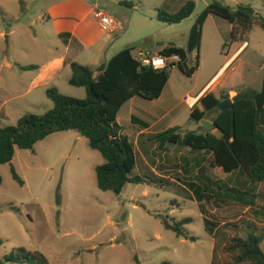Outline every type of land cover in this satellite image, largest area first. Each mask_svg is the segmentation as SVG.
Wrapping results in <instances>:
<instances>
[{
    "label": "rangeland",
    "instance_id": "374dc122",
    "mask_svg": "<svg viewBox=\"0 0 264 264\" xmlns=\"http://www.w3.org/2000/svg\"><path fill=\"white\" fill-rule=\"evenodd\" d=\"M49 1L0 0V125L14 124L26 112L42 114L52 107L44 93L27 92L33 72L17 64L34 62L46 53V29L55 42L44 15ZM91 1L123 21L114 36L119 38L117 46L126 44L134 57L140 50L180 47L193 71L185 74L176 64L168 69L156 99L137 97L120 108L117 121L135 156L131 175L144 181L126 182L118 194L97 187L94 168L104 158L74 130L53 132L31 149L16 147L12 159L0 164V258L22 248L21 254L34 259L31 264H228L231 253L226 247L234 237H245L249 230L264 234V181L250 184L239 169L223 172L214 165L211 152L170 142L159 148L152 136L174 126L178 133L201 130V123L190 117L187 96L195 94L237 47L229 38L230 21L208 13L201 23L198 46L189 49V30L200 13L216 1L231 9L251 7L264 17V0H193L192 13L177 23L163 22L157 14L174 13L183 0ZM242 50V88L259 90L264 28L252 24ZM55 86L62 94L85 96L84 87L69 84L66 75ZM132 112L135 117L130 119ZM202 119L209 120L208 116ZM144 127L145 132L138 135ZM208 131L218 134L216 129ZM208 178L253 192L254 204L216 199V186L208 185ZM199 189L206 197L200 198ZM183 217L191 219L183 225L187 235L177 236L165 228V222L173 224Z\"/></svg>",
    "mask_w": 264,
    "mask_h": 264
},
{
    "label": "trees",
    "instance_id": "16d2710c",
    "mask_svg": "<svg viewBox=\"0 0 264 264\" xmlns=\"http://www.w3.org/2000/svg\"><path fill=\"white\" fill-rule=\"evenodd\" d=\"M124 3L131 5L127 1ZM194 6L193 0H187L174 13L157 14V19L167 23L180 22L192 13ZM208 13L220 15L230 21L231 43L246 42V36L254 23L264 28V17L255 14L251 7L238 6L231 9L214 1L205 7L191 26L188 36L189 49L198 46L201 23ZM161 52L178 53L180 59L169 67L152 69L150 66L141 65L132 55L131 49L126 47L95 67L71 62V76L68 81L71 85L84 87L85 96L77 98L65 95L50 87L46 90V95L52 102V107L46 112H26L14 124L0 125V164L12 159L16 147L31 149L37 141L53 132L74 130L80 136L86 137L88 146L99 151L104 158V162L94 168L96 184L100 190L118 194L126 182L144 181L142 176L131 175L135 166L133 145L123 133V126L117 121V114L121 106L133 96L146 100L156 99L168 77V69L176 64L185 74L193 71V68L185 64L186 52L182 48L166 47ZM33 67L35 66L28 65L21 68ZM226 70L227 73L218 84L205 91L190 107V117L198 122L208 116L217 126V135L203 127L199 131L190 129L178 133V127L174 126L154 133L152 138L159 148L170 142L189 146L194 151L211 152L214 165L223 172L231 173L239 169L250 184L262 182L264 122H260L255 102L251 98L258 89L242 88L244 75L241 63L233 68L229 65ZM230 90L235 91L231 98L233 106L218 110V102L228 97ZM260 114L264 120V105ZM13 177L22 182L16 173H13ZM207 180L208 185L216 186V189H213L216 191V199L224 198L248 206L255 202L254 193L247 189H239L209 178ZM198 194L200 198L206 197L200 189ZM190 220V217H183L173 224L165 222V228L172 230L177 236L185 235L182 231L183 225ZM209 222L206 219L205 223ZM190 238L194 239L193 236ZM263 239L264 234H255L253 230H249L245 237H234L226 247L231 253L228 264H264ZM21 251L23 249L19 248L17 252L0 258V264H31L34 259L21 254Z\"/></svg>",
    "mask_w": 264,
    "mask_h": 264
},
{
    "label": "crops",
    "instance_id": "0c3cea01",
    "mask_svg": "<svg viewBox=\"0 0 264 264\" xmlns=\"http://www.w3.org/2000/svg\"><path fill=\"white\" fill-rule=\"evenodd\" d=\"M186 1L187 0H183L181 4H179L178 9ZM117 2L121 3V1ZM96 9H98L97 3L91 0L49 1L44 9V15L46 17V23L48 24L46 27H51L55 42L52 43L50 40L51 35L48 34L49 31L46 29V53L42 57L37 58V60H33L34 62L31 60L24 64L17 63L20 68L28 65L35 66L27 69L21 68L33 72L28 79L29 86L27 92L30 91V93L33 94V90L36 89L39 93H44L46 95V90L48 88H56L55 85L60 76L66 75V81L69 83L71 62L75 61L95 67L109 60L122 48H126V44H124V46L121 44V46H117L116 42L119 38H114L116 30L123 28V21L117 20L118 26L112 31L104 30L100 26L98 19L94 16V10ZM120 13L125 16L123 12ZM12 31L13 29L10 30V32ZM114 44L116 47H114ZM235 44L237 47L217 64L216 69H214L211 74H208V79L203 86L192 96H187V107L189 109L205 91L218 84L227 73L226 69L229 65L230 68H233L241 63L239 56L245 49L242 50L246 42ZM147 51L149 50L145 49L144 53ZM5 67L8 68L9 63H5ZM230 92L235 94V91L230 90L228 92V97ZM137 97L140 98L139 96H133L125 103L137 100L135 99ZM230 98H232V96ZM30 102L32 103L31 97ZM124 104L122 106H124ZM134 115L135 114L132 112L130 119L135 117ZM155 120L158 119L156 118ZM147 127L140 128L137 132L138 135L144 133ZM79 136H77V138H79Z\"/></svg>",
    "mask_w": 264,
    "mask_h": 264
},
{
    "label": "built area",
    "instance_id": "2783aa9c",
    "mask_svg": "<svg viewBox=\"0 0 264 264\" xmlns=\"http://www.w3.org/2000/svg\"><path fill=\"white\" fill-rule=\"evenodd\" d=\"M94 16L98 19L100 26L104 30L112 31L118 26L115 18L109 13L96 9L94 10ZM139 60V63L143 66H150L152 69H163L169 67L171 64L179 61L180 56L178 53H163L161 50L150 52L138 51L135 56ZM139 57V58H137Z\"/></svg>",
    "mask_w": 264,
    "mask_h": 264
},
{
    "label": "water",
    "instance_id": "95a60500",
    "mask_svg": "<svg viewBox=\"0 0 264 264\" xmlns=\"http://www.w3.org/2000/svg\"><path fill=\"white\" fill-rule=\"evenodd\" d=\"M147 52H150V50ZM251 98L255 102L256 112L260 118V122L263 123L264 120H263V117L260 114V112H261L262 106L264 105V69H263V73H262L260 89L258 91H256L254 94H252ZM232 106H233L232 99L230 97H226V98H223L221 101L218 102L217 109L218 110H226V109L231 108ZM198 122L201 123L202 127L206 130H211V129L217 130L216 124L210 120H206V119L201 118L198 120Z\"/></svg>",
    "mask_w": 264,
    "mask_h": 264
}]
</instances>
